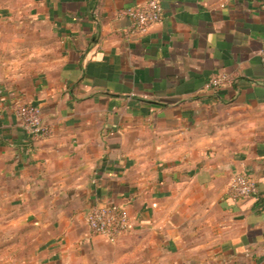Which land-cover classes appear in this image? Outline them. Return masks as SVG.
<instances>
[{
  "label": "crops",
  "instance_id": "0c3cea01",
  "mask_svg": "<svg viewBox=\"0 0 264 264\" xmlns=\"http://www.w3.org/2000/svg\"><path fill=\"white\" fill-rule=\"evenodd\" d=\"M145 1L0 0V243L20 264H264V0H159L129 34L120 10ZM237 172L257 194L229 196ZM108 204L132 221L115 243L86 222Z\"/></svg>",
  "mask_w": 264,
  "mask_h": 264
},
{
  "label": "built area",
  "instance_id": "2783aa9c",
  "mask_svg": "<svg viewBox=\"0 0 264 264\" xmlns=\"http://www.w3.org/2000/svg\"><path fill=\"white\" fill-rule=\"evenodd\" d=\"M120 13L129 20L127 29L129 34L147 32L162 19L159 0H146L142 4L124 7ZM259 55L264 69V45ZM228 82L229 78L225 73H216L206 79L204 88L215 89ZM14 115L17 123L30 136L45 137L52 132L51 127L43 122L39 106L33 103H17L14 107ZM257 193L256 182L242 172L235 173L228 184V194L234 200L248 198ZM86 222L91 235L102 236L110 243H115L132 229V221L127 211L117 204L92 205L87 211Z\"/></svg>",
  "mask_w": 264,
  "mask_h": 264
},
{
  "label": "rangeland",
  "instance_id": "374dc122",
  "mask_svg": "<svg viewBox=\"0 0 264 264\" xmlns=\"http://www.w3.org/2000/svg\"><path fill=\"white\" fill-rule=\"evenodd\" d=\"M12 25L13 26H19V25H17V22H15V21H14V23ZM7 54L10 56V60H9V63H8V67L6 69L7 70L8 69L9 70L17 69L18 68V65H15V66H10V65L12 63H14V62H15V64H18V63L21 64V62H22L21 59H23V57H22L23 53L22 52H18V51H14V52L13 51H8ZM20 55H21L22 58H19ZM2 70H3V68L0 67V73H2ZM2 231L3 230H2V228L0 226V234L2 233ZM5 234H7V232ZM15 245L16 244H14V245H11V244L8 245L7 244L6 246H3L2 247V244L0 243V264H18L19 263V260L18 259L16 260V259H13L12 258V256L14 254H16V249H15V251H14V249L12 250V248ZM3 248H5L4 251H1ZM13 251H14V253H13Z\"/></svg>",
  "mask_w": 264,
  "mask_h": 264
}]
</instances>
